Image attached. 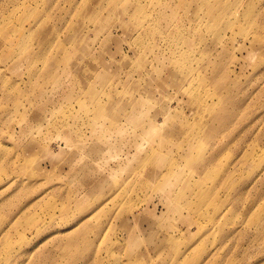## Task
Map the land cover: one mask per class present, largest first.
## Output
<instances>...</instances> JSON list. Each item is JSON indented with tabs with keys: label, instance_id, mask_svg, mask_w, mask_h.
I'll return each mask as SVG.
<instances>
[{
	"label": "rangeland",
	"instance_id": "374dc122",
	"mask_svg": "<svg viewBox=\"0 0 264 264\" xmlns=\"http://www.w3.org/2000/svg\"><path fill=\"white\" fill-rule=\"evenodd\" d=\"M0 264H264V0H0Z\"/></svg>",
	"mask_w": 264,
	"mask_h": 264
},
{
	"label": "bare ground",
	"instance_id": "6f19581e",
	"mask_svg": "<svg viewBox=\"0 0 264 264\" xmlns=\"http://www.w3.org/2000/svg\"><path fill=\"white\" fill-rule=\"evenodd\" d=\"M41 25L36 30V33H38V34H44V32L46 31V27L44 25H42V26ZM151 157H152V154L149 155V158H151Z\"/></svg>",
	"mask_w": 264,
	"mask_h": 264
}]
</instances>
